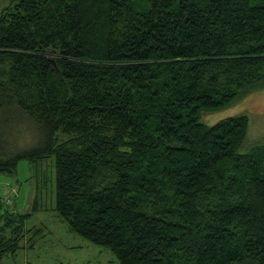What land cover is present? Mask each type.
Segmentation results:
<instances>
[{
  "label": "trees",
  "instance_id": "obj_1",
  "mask_svg": "<svg viewBox=\"0 0 264 264\" xmlns=\"http://www.w3.org/2000/svg\"><path fill=\"white\" fill-rule=\"evenodd\" d=\"M263 87L264 0H12L0 173L54 160L59 216L120 264H264V144L203 122ZM14 185L0 261L43 233Z\"/></svg>",
  "mask_w": 264,
  "mask_h": 264
},
{
  "label": "rangeland",
  "instance_id": "obj_2",
  "mask_svg": "<svg viewBox=\"0 0 264 264\" xmlns=\"http://www.w3.org/2000/svg\"><path fill=\"white\" fill-rule=\"evenodd\" d=\"M11 1L0 0V13ZM239 115H247L249 118L244 148L264 144V87L243 97L234 108L207 116L208 122H203L212 125L221 119ZM53 162L49 160L35 167L22 160L16 172L0 173L1 197L5 196L7 187L14 185V182L18 184L13 186L19 192L14 204L9 206L10 209L18 217L32 214L26 220L25 229H43V233L35 238L32 233L22 237L19 250L14 255H6L0 264H120L108 248L94 245L74 233L59 216L55 208L56 178ZM44 176L47 177L45 185ZM41 188L43 194L41 191L38 193ZM38 195L39 210L34 211ZM4 223L5 220H1L0 226Z\"/></svg>",
  "mask_w": 264,
  "mask_h": 264
},
{
  "label": "built area",
  "instance_id": "obj_3",
  "mask_svg": "<svg viewBox=\"0 0 264 264\" xmlns=\"http://www.w3.org/2000/svg\"><path fill=\"white\" fill-rule=\"evenodd\" d=\"M9 193H11V192H6L5 196H3V197L0 196V198H2L3 200H6L9 203V201H8L9 197H7V195H9Z\"/></svg>",
  "mask_w": 264,
  "mask_h": 264
}]
</instances>
